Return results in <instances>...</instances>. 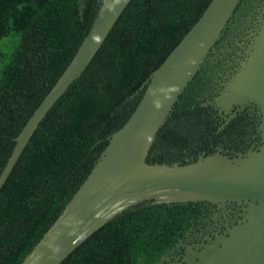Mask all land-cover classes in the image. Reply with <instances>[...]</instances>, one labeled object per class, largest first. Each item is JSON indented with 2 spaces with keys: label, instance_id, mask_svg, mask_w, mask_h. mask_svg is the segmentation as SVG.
Returning a JSON list of instances; mask_svg holds the SVG:
<instances>
[{
  "label": "trees",
  "instance_id": "16d2710c",
  "mask_svg": "<svg viewBox=\"0 0 264 264\" xmlns=\"http://www.w3.org/2000/svg\"><path fill=\"white\" fill-rule=\"evenodd\" d=\"M209 2L129 1L90 62L40 121L0 188V264H18L31 250L85 179L108 136L130 117L150 73ZM99 4L84 0L80 16L78 0H0V38L9 32L19 38L0 73V172L16 135L73 57ZM213 50L156 132L147 161L186 163L212 153ZM206 203L130 206L59 264H149L207 210Z\"/></svg>",
  "mask_w": 264,
  "mask_h": 264
},
{
  "label": "water",
  "instance_id": "95a60500",
  "mask_svg": "<svg viewBox=\"0 0 264 264\" xmlns=\"http://www.w3.org/2000/svg\"><path fill=\"white\" fill-rule=\"evenodd\" d=\"M99 1L73 57L16 135L0 188L130 0ZM83 2L78 0L80 16ZM215 43L214 96L208 101L214 105L212 153L186 163L147 161L156 132ZM198 200L210 202L207 210L149 264H264V0H210L150 73L130 117L108 136L85 179L18 264H59L135 204Z\"/></svg>",
  "mask_w": 264,
  "mask_h": 264
},
{
  "label": "rangeland",
  "instance_id": "374dc122",
  "mask_svg": "<svg viewBox=\"0 0 264 264\" xmlns=\"http://www.w3.org/2000/svg\"><path fill=\"white\" fill-rule=\"evenodd\" d=\"M18 40V35L13 32H9L8 34L0 38V50L2 52V56L0 57V73L8 60L9 53L12 51L13 47L18 43Z\"/></svg>",
  "mask_w": 264,
  "mask_h": 264
},
{
  "label": "flooded vegetation",
  "instance_id": "af4514ba",
  "mask_svg": "<svg viewBox=\"0 0 264 264\" xmlns=\"http://www.w3.org/2000/svg\"><path fill=\"white\" fill-rule=\"evenodd\" d=\"M213 50V49H212ZM213 51H215V49L213 50ZM212 92H214V87L212 88ZM212 98H213V96H212ZM211 98V99H212ZM209 101V100H208ZM210 205V202L209 201H207V203H206V209L208 208V206Z\"/></svg>",
  "mask_w": 264,
  "mask_h": 264
}]
</instances>
